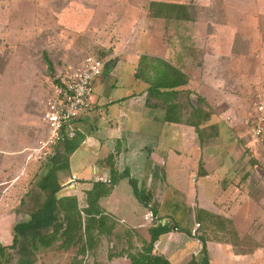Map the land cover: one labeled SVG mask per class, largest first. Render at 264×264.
<instances>
[{
	"label": "rangeland",
	"instance_id": "1",
	"mask_svg": "<svg viewBox=\"0 0 264 264\" xmlns=\"http://www.w3.org/2000/svg\"><path fill=\"white\" fill-rule=\"evenodd\" d=\"M48 2L50 4L41 5L39 8L41 11L37 15L32 10L25 13L21 9L18 12L20 18L17 28L12 27L8 30L6 25L0 27V244L6 247H9L12 241L8 234L12 230L11 225L18 220H27L43 203L45 204L41 221L43 231L52 230L57 218L62 220L55 206L56 199L50 198L46 202V197L36 187L37 176L42 175V166L57 158L54 153L49 155L45 154L46 151H41L40 146L49 135L42 111L45 101L52 95L54 80L62 78L70 72V68L76 69L89 54H97L101 48L100 51L103 49L105 53L103 59L107 60L108 55L113 52L120 56L109 60L102 70L101 77L94 83L90 103L98 100L101 104L106 103L107 99L126 97L131 90L139 88L133 79V61L127 58V55H122L127 51L128 45L150 47L155 42L159 47L157 52L160 54L164 48L173 44L174 40H178L168 35L169 30L191 32V35L197 33L200 37L201 34L204 35L200 38L199 45L193 41L199 39L195 37L182 43L185 47L183 57L189 63H194L188 72L192 68L196 69L195 79L196 81L200 79L201 82H204V75H207L209 83L206 87L214 90L213 96H219L221 100L225 97L231 100L234 114L224 120L237 123L243 131L245 143L249 142L246 118L249 115L251 95L258 89V85L264 82V0H48ZM159 2L191 5L196 12V20L185 25L155 20L150 16L149 6ZM43 11L46 14L41 17ZM231 37L232 54L228 50V41ZM145 50L139 49L138 53L147 52ZM44 53L52 64L53 79L49 76L48 66L43 60ZM193 94L196 97L192 99L195 105V107L192 105V108H197L200 96L195 92ZM181 102L182 106L185 105V101ZM207 108L210 118L206 125L210 127L209 124H215L211 122H215L212 119L218 108L214 110L210 105ZM184 109L186 116L191 113V108L185 106ZM96 120L100 122V118L97 117ZM202 125H205V122ZM221 142L224 144L225 140L221 138ZM249 154L252 155L251 160H255L254 164H257L260 154L254 157L252 150ZM89 155V150L84 148L75 153L70 160L72 173L78 175L85 170L91 175ZM79 168L81 169L78 172ZM255 168L254 188L264 190L261 171H258V167ZM67 173L66 170L58 175L62 189L56 197L75 196L79 207L83 209L86 206L85 193L83 194L87 188L84 184L86 181L81 177L83 180L69 182ZM71 184L75 185L69 187ZM28 194H38L39 199ZM102 199L103 205L111 208L120 207L121 214L127 217L129 216L124 212L125 209L130 215L140 210L133 221L144 220L145 208L134 198L128 183L118 184L110 200ZM166 203L167 201L162 203L161 207L165 209L162 215L168 218V221L170 217ZM183 209L186 210L181 205L174 218L179 230L188 228V224L193 222L192 215ZM82 216L84 218V213ZM236 216L238 219L242 218V214L237 213ZM212 220L209 221L210 226L207 225V221L203 227L202 223L199 228L194 225L197 228L194 231L195 236L210 241L207 250L210 264H264V233H259L260 227L257 231L259 234L255 235L254 232L252 233L254 237L247 234L240 239L232 224L219 232L217 229L222 225L220 226L219 221ZM257 224L253 228L257 229L259 226ZM245 227H248V223L244 222V218L240 222L237 220L236 228L240 235L246 232ZM128 230L116 226L108 236L106 233L95 235L93 247L84 254L81 253L84 242L64 249L61 247L62 240L56 241L49 248L36 253L34 264H129V261L119 254L129 247L132 250L139 249L141 244L138 236L144 238L147 234L145 231L139 233L138 230L137 234L133 230ZM233 230L236 238L240 240L237 244L232 243L235 241ZM255 237L258 240L254 239ZM182 243H177L168 250L172 256L181 253L182 257L184 256L182 260L175 257V261H179L177 264H187L190 261L186 259L187 256L201 249V243L200 249L195 247V242L189 245ZM11 254L12 261L4 264H18L19 255L16 252Z\"/></svg>",
	"mask_w": 264,
	"mask_h": 264
},
{
	"label": "crops",
	"instance_id": "2",
	"mask_svg": "<svg viewBox=\"0 0 264 264\" xmlns=\"http://www.w3.org/2000/svg\"><path fill=\"white\" fill-rule=\"evenodd\" d=\"M48 3V0H0V22H8L7 24L0 23V27L6 25L8 30L12 27L17 28L18 18H20L18 12L21 9L25 13L32 10L37 15L41 11V9L39 10L41 5ZM44 14L46 12L43 11L41 17ZM153 19L185 25L196 20V12L194 20L190 22L162 18ZM170 31L168 35L178 40H174L173 44L164 48L160 54L157 52L159 47L154 42L150 47L128 45L127 51L122 55H127V58L133 61V77L141 56L157 58L169 68L179 70L187 77V84L175 89L179 92V102L185 101V105L182 106V120L186 118L185 106L192 108L193 105L195 107L192 101L195 96L193 92H195L203 100L202 110L204 116H207V106L210 105L214 110L218 108L212 119L215 122H211L215 124H209V127L206 125L208 124L207 121H204L205 125L200 126L201 132L198 134L194 127L185 123L165 121L164 111L156 107L158 103L153 99L148 100L147 85L134 77V82L139 88L136 87L135 91L131 90L126 97L114 100L107 99L106 103L99 104L98 100L92 102L89 113L73 123V136H69L68 132L63 130L61 140L56 141L50 147L41 148V151L44 150V152L46 151L45 154L48 153L49 155L54 153L57 160L58 157L65 158L68 156V169L63 171L67 170V180L69 182L83 179L86 181L84 184L87 188L84 189L83 194L92 187V184H109L107 182L112 179L111 176L113 175L111 174H114L118 182L112 186L110 193L103 197L105 201L113 197L118 184L125 182L130 186L129 181L133 180L148 200V206H145L133 194L137 202L145 208L143 221H133L139 215L140 210H137L134 215H130L128 210L123 208L129 216L127 217L123 213L121 214L120 207L111 208L103 205L102 198L98 201V205L105 218H107L109 226L111 225V231L116 226L129 229L128 231L133 230L137 234L138 230L139 233L145 231L147 237L138 236L141 245L142 241H149V229L153 228L160 220L167 221L168 218L166 219L162 215L163 210H165L161 207L162 203L167 201V213L170 220L173 221L176 213L183 205L186 209L183 210L189 212L192 215L191 219L193 218V222L188 224L189 229H185L190 232L191 236L181 232H171L160 236L154 244L157 254L168 259L171 264H177L179 261H175V257L182 260L184 258L182 253L172 256L171 252L168 251L177 243L183 242V245H189V243L195 242V247L200 249L199 237L197 238L194 234V231L197 230L195 226L198 227L194 218L197 209L203 211L204 214H211L219 217V219L229 221L240 239L247 234L254 237L252 233L255 232L256 235L259 227V233H264V190L254 188L256 182L255 167L260 169L259 162L257 161V164H254L255 160L252 161V155L249 154L252 150L254 157L258 156L254 150V145L250 141L245 143L243 131L237 123L233 124L224 120L227 116L234 114L231 100L227 97L224 98L225 100H221V97L213 96L214 90L206 87L209 83L207 75H204V82H201L200 79L199 81L195 79L197 77L196 69L192 68L188 72L194 63H189L183 57L185 47L182 43L186 40L190 41L191 37H195L199 39H193V41L199 45L201 44L200 38L204 35L201 34L200 37L197 33L191 35V32ZM232 43L233 37L228 41L230 54H232L233 49ZM143 48L147 52L138 53L139 49ZM115 57L120 56L114 54V52L108 55V59H105V65ZM223 101H227V103ZM160 113H162V118H160ZM97 117L100 118V122L96 120ZM215 118L216 120H214ZM160 119L162 123H160ZM221 138L225 140L224 144H222ZM81 148L89 150L91 175L90 173L87 174L85 170L79 172L83 166L78 169V175L72 173L70 160ZM63 171L58 172L57 177ZM124 176L127 177L124 178ZM73 185L75 184H71L69 187ZM130 188L132 190L131 186ZM28 195H33L34 198L39 199L38 194ZM62 197L76 198L75 196ZM76 200L78 203L77 198ZM57 205L56 203L55 206ZM42 206L45 208L44 203L40 207ZM155 212L156 215H153ZM237 213L242 214L241 219L244 218V222L248 223V227L244 228L246 232L242 235L236 228L237 220L241 221L237 218ZM255 224L259 225L257 229L253 228ZM8 234L11 236V232ZM164 239L166 240L162 243ZM254 239L258 240L256 237ZM209 242L206 240L207 250ZM227 244L230 245V243ZM200 250L192 253L189 257L187 256L186 259L191 260L193 257H198L197 254Z\"/></svg>",
	"mask_w": 264,
	"mask_h": 264
},
{
	"label": "trees",
	"instance_id": "3",
	"mask_svg": "<svg viewBox=\"0 0 264 264\" xmlns=\"http://www.w3.org/2000/svg\"><path fill=\"white\" fill-rule=\"evenodd\" d=\"M150 16L153 18H162L175 21H193L195 18V10L191 5L177 4V3H152L149 6ZM101 49V48H100ZM98 50L97 54L93 55L100 60H105L103 49ZM235 50V49H234ZM110 52V51H109ZM99 53V54H98ZM234 53V51H233ZM108 54V53H107ZM107 56V55H106ZM44 62L49 69V76L53 77V67L50 63L46 53L43 57ZM135 79L144 82L147 87L148 100L153 99L165 113V121L173 123H185L194 127L198 134H200V126L209 119V115L204 116L202 110L203 100L198 98L199 105L197 108H191V113L182 120V103L179 102V92L175 89L187 84V77L179 70L169 68L163 61L148 56H141L139 58L136 71L134 74ZM53 79V78H52ZM55 84H59V79L54 80ZM177 101V102H174ZM185 104V103H184ZM68 156L65 158L53 159L42 166V175L37 176L36 187L42 192L46 199L55 198L59 215L62 220H57L52 226V230L45 232L41 229L42 211L44 207H39L35 212L31 213L27 220H18L12 226L11 236L12 241L9 247L0 244V264L12 261V254H18V264H34V256L41 249H47L51 244L56 241L62 240L64 249H68L72 245L84 242L81 248V253L84 254L86 250L93 247L95 235L106 233L110 235L112 229L109 226L107 218L102 213L98 205V201L106 197L112 186L118 180L114 174H111L109 184L96 183L85 191L86 206L80 209L76 198L62 197L57 199L56 196L62 189L61 184L58 182L57 173L68 169ZM127 176H124V178ZM132 187L135 198L145 206H148L147 197L140 191L133 180L129 181ZM84 213V218H83ZM58 215V216H59ZM156 215V212L153 213ZM195 222L200 227L204 226L205 221L210 226L209 221H219L220 229L222 232L227 226H232L231 223L225 219H219L211 214H204L201 210H195ZM212 220V221H213ZM58 221V222H57ZM217 224V223H216ZM206 225V226H207ZM222 230V231H221ZM96 231V233H95ZM171 232H181L187 236H191L190 232L179 230L177 224L173 220L163 222L160 220L153 228L148 230L149 241H142L139 249L132 250L129 247L125 252H121L119 256H124L128 259L129 264H171L168 259L155 252L154 244L158 241L159 237ZM235 241L238 243L235 232ZM74 241V242H73ZM201 243V250L198 257H193L187 264H210L209 256L206 248V240L199 238ZM231 243V244H232ZM9 251L7 252V250Z\"/></svg>",
	"mask_w": 264,
	"mask_h": 264
},
{
	"label": "built area",
	"instance_id": "4",
	"mask_svg": "<svg viewBox=\"0 0 264 264\" xmlns=\"http://www.w3.org/2000/svg\"><path fill=\"white\" fill-rule=\"evenodd\" d=\"M105 60L88 55L76 69H71L59 84L52 88V95L45 101L42 117L49 135L41 148L50 147L62 139L66 130L73 136V123L91 110L90 98L94 82L101 77ZM246 128L250 143L254 145L257 155L260 154L261 178L264 181V82L258 85L251 95ZM67 135V136H68Z\"/></svg>",
	"mask_w": 264,
	"mask_h": 264
}]
</instances>
